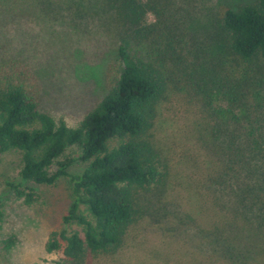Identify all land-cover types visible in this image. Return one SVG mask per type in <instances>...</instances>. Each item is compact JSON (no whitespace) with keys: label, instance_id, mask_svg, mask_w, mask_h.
<instances>
[{"label":"trees","instance_id":"1","mask_svg":"<svg viewBox=\"0 0 264 264\" xmlns=\"http://www.w3.org/2000/svg\"><path fill=\"white\" fill-rule=\"evenodd\" d=\"M194 2L97 0L117 43L105 95L75 126L43 107L30 64L0 61V154L21 153V184L67 178L68 211L44 245L67 264L118 253L143 212L137 197L172 184L197 203L180 211L204 249L190 260L264 264V0L220 6L218 30L202 40L187 18ZM188 87L201 101L199 117L187 119L194 144L180 160L154 132L172 90ZM71 147L80 173L60 159ZM20 185L10 187L32 203V188Z\"/></svg>","mask_w":264,"mask_h":264},{"label":"rangeland","instance_id":"2","mask_svg":"<svg viewBox=\"0 0 264 264\" xmlns=\"http://www.w3.org/2000/svg\"><path fill=\"white\" fill-rule=\"evenodd\" d=\"M194 1L187 18L202 40L218 30L220 6L235 8L253 0ZM109 26L97 0H0V61L15 58L30 64L42 87L43 107L56 119L75 126L106 93L105 68L117 43ZM188 89L172 90L154 132L156 143L165 149L172 147L180 160L194 144L187 119L197 116L196 105L201 101ZM78 156L79 149L71 147L60 158L73 160L70 173L84 168ZM187 167L190 170L189 164H179L183 171ZM21 168L20 152L0 154V206L4 210L0 264H67L60 252L47 253L44 245L52 231L61 229L68 211V180L60 177L52 184H21ZM10 185H20L26 192V187L32 188L34 201L27 204L17 198ZM185 192L173 184L164 195L142 192L137 204L143 212L127 244L112 256H88L83 264H197L190 259H197L204 249L194 224L180 214L197 203L188 202Z\"/></svg>","mask_w":264,"mask_h":264}]
</instances>
